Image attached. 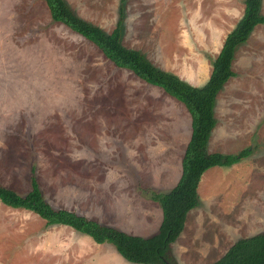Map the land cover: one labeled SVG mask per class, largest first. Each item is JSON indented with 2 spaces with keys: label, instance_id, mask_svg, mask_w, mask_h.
<instances>
[{
  "label": "rangeland",
  "instance_id": "374dc122",
  "mask_svg": "<svg viewBox=\"0 0 264 264\" xmlns=\"http://www.w3.org/2000/svg\"><path fill=\"white\" fill-rule=\"evenodd\" d=\"M66 1L107 33L116 27L121 0ZM124 9L125 47L203 87L245 0H126ZM232 69L209 152L253 151L204 176L200 205L171 245L176 264H212L264 231V24L237 48ZM160 89L55 22L45 1L0 0V186L26 195L35 174L54 208L153 236L162 209L151 191L174 187L192 132L187 108ZM97 245L0 202V264H134Z\"/></svg>",
  "mask_w": 264,
  "mask_h": 264
},
{
  "label": "trees",
  "instance_id": "16d2710c",
  "mask_svg": "<svg viewBox=\"0 0 264 264\" xmlns=\"http://www.w3.org/2000/svg\"><path fill=\"white\" fill-rule=\"evenodd\" d=\"M43 1L55 22L62 23L90 41L117 68L133 72L146 83L163 89L183 103L191 115L192 135L176 186L167 193L151 191V198L160 204L163 213L161 226L153 236L131 235L86 216L54 208L45 199L35 174L32 189L26 195L0 186V202L11 208L33 212L44 219L48 226H68L91 237L97 244H111L130 263L176 264L170 255L171 245L182 235L189 212L200 205L198 188L203 175L213 167H230L253 151L247 148L235 155L209 153L208 144L217 125V97L236 75L232 69L236 50L248 41L258 25L264 24L261 14L263 0H245L244 15L227 35L222 50L213 62L211 76L203 87H195L176 74L157 68L143 52L123 45L126 0H121L119 20L111 33L83 19L66 0ZM212 264H264V232L238 240L221 259Z\"/></svg>",
  "mask_w": 264,
  "mask_h": 264
},
{
  "label": "crops",
  "instance_id": "0c3cea01",
  "mask_svg": "<svg viewBox=\"0 0 264 264\" xmlns=\"http://www.w3.org/2000/svg\"><path fill=\"white\" fill-rule=\"evenodd\" d=\"M46 3V2H45ZM49 9V8H48ZM119 20V19H118ZM124 22H125V18H124ZM117 25V24H116ZM115 29V28H114ZM224 45V44H223ZM223 45H222V47H223ZM222 50V49H221ZM110 61V60H109ZM111 62V61H110ZM112 63V62H111ZM114 66H115V64L114 63H112ZM116 67V66H115ZM117 68V67H116ZM117 69H119V70H126V69H121V68H117ZM126 71H129V70H126ZM131 72V71H130ZM133 73V72H132ZM212 73V72H211ZM133 75L134 76H136L134 73H133ZM137 77V76H136ZM138 79H140L139 77H137ZM141 81H143L142 79H140ZM143 82H145V81H143ZM150 85V84H149ZM151 87H153L152 85H151ZM154 87H156V86H154ZM159 88V87H158ZM161 90V89H160ZM163 90V89H162ZM185 106V105H184ZM216 108V107H215ZM73 110H74V108H73ZM71 111H72V109H71ZM190 114V113H189ZM190 117H191V115H190ZM191 127H192V119H191ZM213 133V132H212ZM191 135H192V132H191V134H190V139H191ZM212 135V134H211ZM212 137H213V135H212ZM190 139L188 140V142H187V146H188V144H189V142H190ZM211 141H212V138L210 137V140H209V144H208V151H209V148L211 147ZM187 146H186V148H187ZM186 148H185V151H186ZM185 151H184V154H185ZM209 153H222L223 154V152H209ZM184 154H183V157H184ZM226 155H231V154H226ZM232 155H235V154H232ZM183 157H182V161H183ZM239 164V163H238ZM238 164H234V165H232V166H230V167H219V166H217V167H213V168H223V169H217V170H230V169H234V168H236V167H238ZM181 168H182V162H181ZM213 168H211V169H213ZM211 169H209V170H211ZM209 170L203 175V177H202V179L204 178V176L209 172ZM181 174H182V170H181ZM181 174H180V176H179V179H180V177H181ZM179 179H178V181H179ZM178 181L176 182V184L178 183ZM201 182H202V180H201ZM200 182V183H201ZM176 184L174 185V187L176 186ZM200 186V185H199ZM173 187V188H174ZM173 188H171V189H173ZM198 193H199V188H198ZM199 198H200V196H199ZM198 208V207H197ZM196 209V208H195ZM194 210V209H193ZM190 213V212H189ZM162 219H163V213H162ZM162 223V222H161ZM103 225H105V224H103ZM108 226V225H107ZM161 226V225H160ZM114 227V226H113ZM117 228V227H116ZM119 229V228H118ZM121 230V229H120ZM123 231V230H122ZM125 232V231H124ZM264 232V231H263ZM157 233V232H156ZM155 233V234H156ZM260 233H262V232H260ZM139 236V235H138ZM238 241V240H237ZM236 241V242H237ZM235 242V243H236ZM97 244V243H96ZM102 245L103 244H98L97 246H96V248H100V247H102ZM113 246V245H112ZM104 248V247H103ZM117 251V250H116ZM118 252V251H117ZM95 261H99V259H97V260H95ZM95 261H89L87 264H98L97 262H95ZM101 261V260H100Z\"/></svg>",
  "mask_w": 264,
  "mask_h": 264
}]
</instances>
